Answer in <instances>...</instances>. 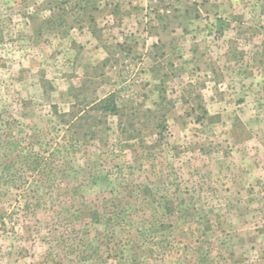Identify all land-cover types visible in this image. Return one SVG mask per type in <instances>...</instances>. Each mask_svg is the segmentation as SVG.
Segmentation results:
<instances>
[{
  "label": "rangeland",
  "instance_id": "1",
  "mask_svg": "<svg viewBox=\"0 0 264 264\" xmlns=\"http://www.w3.org/2000/svg\"><path fill=\"white\" fill-rule=\"evenodd\" d=\"M1 216L0 264H264V0H0Z\"/></svg>",
  "mask_w": 264,
  "mask_h": 264
},
{
  "label": "trees",
  "instance_id": "2",
  "mask_svg": "<svg viewBox=\"0 0 264 264\" xmlns=\"http://www.w3.org/2000/svg\"><path fill=\"white\" fill-rule=\"evenodd\" d=\"M108 104V101H104L101 107V110L103 111H107L110 108V105H108L107 107H105V105ZM111 110L112 111H116V106L114 105V103H111ZM75 133L76 136V132H73V134ZM30 163V164H29ZM46 164L44 163V159L43 157L41 158V156L39 154H37V156H35L34 158H26L25 162L22 165L16 166V164H10L9 166L6 167H45ZM2 182H5L6 179L1 178ZM28 206V205H27ZM27 210H29V208H27ZM91 218H93V214L90 215ZM1 220V224L5 225V219L3 218V216L0 217ZM93 220V219H92Z\"/></svg>",
  "mask_w": 264,
  "mask_h": 264
}]
</instances>
